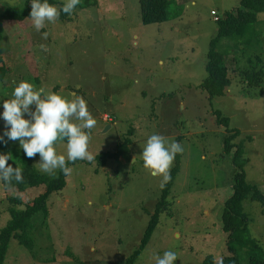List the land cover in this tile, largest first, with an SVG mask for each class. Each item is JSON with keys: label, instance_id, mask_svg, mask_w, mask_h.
Instances as JSON below:
<instances>
[{"label": "rangeland", "instance_id": "rangeland-1", "mask_svg": "<svg viewBox=\"0 0 264 264\" xmlns=\"http://www.w3.org/2000/svg\"><path fill=\"white\" fill-rule=\"evenodd\" d=\"M26 1L0 0V17ZM96 1L39 32L29 19L24 26L6 25L2 48L8 72L0 80V99H10L16 84L28 80L37 88L83 96L97 123L89 140L94 162L80 160L71 167L66 188L49 198L48 224L33 232V249L13 239L5 264H125L141 247L165 188L140 158L153 133L175 139L184 152L168 208L135 264H155L153 257L168 250L177 252L175 264H203L208 256L219 260L230 249L222 219L238 172L237 148L224 153L228 130L239 132L234 144L242 145L247 180L264 194V86L250 88L237 70L254 54L261 55L264 67V13L255 25L261 41L236 53L240 60L229 68L227 95L211 99L201 84L219 29L212 12L222 18L241 0H169L168 21L151 25L142 22L140 0ZM232 43L223 41L220 50ZM125 142L130 155L99 167L98 156ZM9 143L20 150L17 141ZM56 149L66 154L65 143ZM27 160L40 171L39 154ZM174 167L175 161L171 172ZM15 195L0 183V230L11 220L9 197ZM243 205L251 237L264 253L262 207L250 199ZM238 254L249 264V248Z\"/></svg>", "mask_w": 264, "mask_h": 264}, {"label": "trees", "instance_id": "trees-1", "mask_svg": "<svg viewBox=\"0 0 264 264\" xmlns=\"http://www.w3.org/2000/svg\"><path fill=\"white\" fill-rule=\"evenodd\" d=\"M50 3L58 4L57 0H49ZM96 0H84L77 5L76 9L96 6ZM169 0H140V10L142 22L145 25L161 24L168 21ZM31 12L30 0H27L23 8L9 7L0 17V80L6 77L8 69L4 66L2 40L6 25L18 23L24 26L29 19ZM264 13V0H241L240 5L224 14L222 18L217 17L218 33L211 40L210 51L208 54V63L206 66L207 78L201 84V88L208 96L213 98L225 97L228 89L232 85L229 77L230 66H236L240 57L236 53L242 52L244 46L252 47L255 42H260V35L255 25L258 22L259 14ZM71 15L61 13L59 19L62 21L70 20ZM233 42L227 45L226 49L220 50L223 41ZM260 40V41H259ZM223 46V45H222ZM222 49V48H221ZM250 49H245L248 52ZM234 52V56L230 58V54ZM228 59L230 60L228 65ZM248 66L245 68H237L244 82L249 84L250 88H261L264 86V67H262V57L259 54L249 57ZM217 115L221 120V124L229 127L230 120L222 117L218 111ZM230 136L225 140L224 153L231 154L235 148L233 163L238 169L235 175L233 193L227 200L224 208L222 226L223 231L228 235L229 253L223 256V264H243V260L238 251L249 248L251 257L249 264H264V253L261 251L257 241L250 234V219L244 211V201L250 199L258 202L264 213V194L258 186L248 182L245 171L246 162L242 160V145L237 146L234 141L239 136V132L228 130ZM128 143L119 145L114 153H104L96 158L99 167H105L110 159L119 160L123 156L130 155ZM0 152H11L13 161L10 164L16 165L23 169L24 180L22 183L13 181L12 187L4 189L9 192L15 190L17 195L9 197V212L11 220L5 228L0 230V264H5L7 254L9 252L11 241L18 240L21 245L32 250L34 246L33 232L48 224L49 206L48 201L53 193H61L67 185L68 175H64L59 170L56 176H49L40 172L33 164H31L25 155H21V150L12 148L9 141L6 145L0 144ZM22 156V157H21ZM21 157V158H20ZM80 160L70 163L72 166L79 163ZM181 168V154L175 158V167L171 172V180L165 186L162 199L158 203L156 213L146 230V234L142 241L141 247L129 257L125 264H135L143 250L148 246V242L156 231L160 222L161 214L166 211L169 205L170 192L174 186L176 177ZM33 189H40V193L33 195ZM37 230V231H36ZM203 264H219L212 256H208Z\"/></svg>", "mask_w": 264, "mask_h": 264}, {"label": "clouds", "instance_id": "clouds-1", "mask_svg": "<svg viewBox=\"0 0 264 264\" xmlns=\"http://www.w3.org/2000/svg\"><path fill=\"white\" fill-rule=\"evenodd\" d=\"M30 3L29 20L39 32L47 24L55 23L61 13L72 15L81 0H63L59 6L49 0H30ZM43 35L47 37L46 32ZM0 101V120L4 121L0 144L17 141L27 158L39 154L37 164L42 173L53 175L60 170L67 176L72 172L70 163L78 160L94 162L89 140L97 121L83 96L74 92L63 95L21 80L14 87L11 98ZM58 142L66 144V154L57 153ZM183 152L184 147L175 139L153 133L142 147V167L149 175L159 177L160 187L164 188L171 180L176 156ZM9 161H13L12 153L0 152V183L7 188L12 187L13 181L22 183L24 180L23 169L14 167ZM153 259L155 264H175L178 255L168 250ZM219 264H223L222 258Z\"/></svg>", "mask_w": 264, "mask_h": 264}, {"label": "built area", "instance_id": "built-area-1", "mask_svg": "<svg viewBox=\"0 0 264 264\" xmlns=\"http://www.w3.org/2000/svg\"><path fill=\"white\" fill-rule=\"evenodd\" d=\"M212 15L213 16H217V14L215 13V12H212ZM217 18V17H216ZM218 19V18H217ZM106 122H111L112 121V119H110V117H105V119H104Z\"/></svg>", "mask_w": 264, "mask_h": 264}]
</instances>
